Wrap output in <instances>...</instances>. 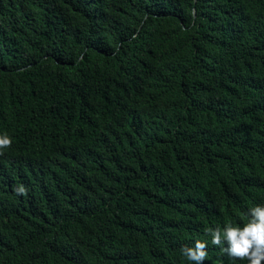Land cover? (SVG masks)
<instances>
[{
    "label": "trees",
    "instance_id": "1",
    "mask_svg": "<svg viewBox=\"0 0 264 264\" xmlns=\"http://www.w3.org/2000/svg\"><path fill=\"white\" fill-rule=\"evenodd\" d=\"M0 135V264H247L264 0H0Z\"/></svg>",
    "mask_w": 264,
    "mask_h": 264
},
{
    "label": "clouds",
    "instance_id": "2",
    "mask_svg": "<svg viewBox=\"0 0 264 264\" xmlns=\"http://www.w3.org/2000/svg\"><path fill=\"white\" fill-rule=\"evenodd\" d=\"M11 143L10 137L0 135V155L4 149L11 147ZM13 190L17 195H25L27 192L23 185ZM206 233L211 237V244L220 247L230 258L246 259L247 264L264 262V205L251 207L247 222L242 227L227 223L223 229L208 228ZM207 247L206 242L197 240L194 246H184L180 251L190 264H204L208 258Z\"/></svg>",
    "mask_w": 264,
    "mask_h": 264
}]
</instances>
